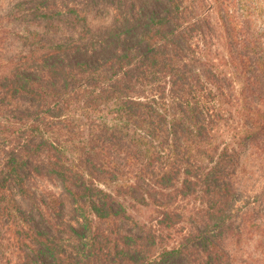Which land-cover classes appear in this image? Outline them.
<instances>
[{"label": "rangeland", "instance_id": "1", "mask_svg": "<svg viewBox=\"0 0 264 264\" xmlns=\"http://www.w3.org/2000/svg\"><path fill=\"white\" fill-rule=\"evenodd\" d=\"M15 1L0 0V65L10 54L15 55L23 45L25 47L21 35L26 34V23L13 18L9 12ZM180 1L183 6L181 18L179 22L168 25V29L178 32L173 41L179 45L173 57L175 73L171 69L172 63L159 54V62L153 63L151 72L132 76L135 82L128 76L120 78L127 82L124 84L126 87L120 88L123 94L153 102L166 115L169 132L162 137L164 140L161 143L169 153L155 154L154 148L144 150L147 145L138 146L137 141H133L135 128L132 125H125L127 128L122 141L112 138L109 129L114 126L106 128L103 118L110 119L107 110L115 108L110 103L112 99H104L106 93L101 97L92 94V101H87L84 109L70 106L62 112L65 114L63 117H45L63 121V125L57 126L65 134L86 140V143L90 140L96 148L91 150L86 146V152L97 163L100 159L113 160L119 162L121 167L71 168L72 171L81 170L89 178H94L103 189L118 191L120 195L129 191L128 184L137 183L143 188H155L159 192L156 197L160 200V190L168 191L170 195L167 198L173 200L172 207L175 206L177 211V216L171 220L173 225L165 227L159 222L160 208L147 197L149 206H139L135 218L116 216L112 220H99V230L105 234H119L116 239L118 246L134 251L125 249L128 253H123L107 247L100 254L93 255L87 264H135L141 248L138 242H143L146 253L152 257L164 248L174 246L189 231L192 235L210 231L213 228L211 215L201 191L203 182L200 176L214 169L210 178L216 175L217 170L226 171V179H222V182L230 185L226 225L218 236L228 254L224 264H264V94L256 89L254 75L257 73L256 67L260 66L259 71L264 76V0ZM51 2L54 7L48 8L49 15L46 18L40 15L36 19L39 20L36 21L37 26L35 22L28 25L36 29L38 35H50L51 40L71 36L77 45L65 52L66 61L73 64L87 62L96 67L102 65L107 75L115 70L113 65H109L113 56L127 49H132L134 55L149 50L141 38L148 20L152 14L164 16L170 8L169 0ZM73 8L87 13L86 17H77ZM48 21L59 24L57 34L47 26L40 28V24ZM83 28L86 30L81 34ZM53 60L64 61L59 55L48 62ZM26 73L35 77L33 71ZM116 78L119 80V77ZM22 102L20 104L26 100ZM190 106L188 113L192 115V120L189 126L193 127L192 131L185 127L183 129L179 124L180 131L173 134L172 122L183 118ZM198 107L204 111L202 116L197 115ZM1 108L6 115L0 118V122L5 118L11 119L8 116L10 109L7 110L4 104ZM6 134H10V130ZM107 151L111 152L110 159L104 155ZM218 161L224 163L226 168L223 164H217ZM41 167L32 168L30 177L26 178V185L35 196L36 203L25 199L12 180H7L5 185L7 197L15 200L23 210L25 224L55 236L65 255L76 259L83 250L81 212L77 210L75 200L62 180L48 173L47 168H43L46 166ZM108 169L115 171V177L106 176L109 175ZM35 171L45 174L37 175ZM164 173H168L166 181L161 180ZM185 178L193 181L182 184ZM213 182L218 184L220 181L213 179ZM181 189L182 194L186 191L188 194H178ZM253 196L259 197L251 201ZM50 199V204H47ZM141 225L146 229L150 225L157 226L160 236L155 242L147 234L140 240L139 226L144 227ZM7 229L9 227L5 223H0V236H4L5 244L4 250L0 247V264H8L10 260L13 264L20 252L16 247H8L10 235ZM197 237L193 236L190 242H199ZM10 243L13 241L10 240ZM21 251L22 254L27 253L32 261L38 259L41 264H49L52 260L48 251L34 252L28 247ZM161 264L190 263L179 255Z\"/></svg>", "mask_w": 264, "mask_h": 264}, {"label": "trees", "instance_id": "2", "mask_svg": "<svg viewBox=\"0 0 264 264\" xmlns=\"http://www.w3.org/2000/svg\"><path fill=\"white\" fill-rule=\"evenodd\" d=\"M51 1L16 0L14 2L9 12L13 18L22 19L26 23V34L21 35L25 41V47L23 45L15 55L10 54L0 65V118L6 115L2 112L3 104L7 110L10 109L8 116L11 118H5L0 122V223H5L9 227L7 229L10 235L8 247L13 246L20 250L18 258L13 261V264H41L38 259L32 261L27 253L22 254L21 250L24 247H28L34 252L48 251L52 258L49 264H81L83 262L87 264L93 255L100 254L107 247V249L113 248L116 251L121 250L123 253L134 251H128L129 248H120L118 240H116L119 234L103 233L101 229L99 230L100 225H97V222L112 220L116 216L135 218L138 207L149 206V200L160 208L159 222L161 225L172 226L171 220L177 216L175 206L172 207L173 200L167 198L170 195L168 191L160 190L162 197L160 200L156 197L159 192L155 188H143L137 183L128 184L129 191L120 195L118 191L111 192L103 189L94 178H89L85 172L72 171L71 168L121 167L119 162L116 163L113 160L100 159V162L97 163L93 156L86 152V146L91 150L96 148L94 144L90 143V140L86 143V140L75 138L68 133L65 134L63 129L57 126L63 125V121H53L45 117L47 115L63 117L65 114L62 112L68 110L70 106H81L84 109L85 103L92 101V94L101 97V94L106 93L104 99H112L110 103L115 109L107 110L111 115L110 119L102 118L106 128L109 129L110 125L114 126L109 129L112 138L122 141L121 137L123 138L127 128L125 125H132L135 128L132 134L135 139L133 141H137L138 146L147 145L144 150L154 148L155 154L169 153L161 143L164 140L162 137H165L169 132V129L166 128V115H163L153 102L142 101L123 94L120 88L126 87L124 84L127 82L120 78L128 76L133 81L132 78L135 79L132 77L133 75L137 74L138 76L151 72L150 68L153 67V63L159 62L157 60L159 54L163 59L172 63L171 69L175 73L176 66L173 57L179 45L173 41L178 32L175 29H168V25L171 22H179L183 10L181 1L169 0L170 8L166 10L164 16L157 14L150 16L141 35L149 50L140 51L134 55L132 49H127L109 60V65L115 67L113 75L104 73L102 65L96 67L87 62L68 63L64 58L65 52L77 45L71 36L66 37L68 40L60 37L51 40L50 35H38L37 30L28 25L30 22H35L37 26L39 24L36 21L39 20L36 19L40 18V15L45 18L49 15L48 8L54 7ZM73 10L79 18H85L87 15V13H80L76 8ZM58 25V23L48 21L45 24L44 22L40 24V28L47 26L51 32L57 34L59 32ZM87 27H91V25ZM85 30L86 28H83L81 34L85 33ZM57 55L61 56L64 61L48 62L49 59ZM262 63L264 64L263 57ZM259 67H256L257 73L254 74L255 87L264 94V76L259 71ZM28 71H33L35 77L29 76L26 73ZM116 77H119V80ZM22 100H26L24 103L26 108H24V104H20L23 103ZM186 111L183 118L172 122L174 133H170L175 134L180 131L179 124H182L183 129L192 131L193 127L189 126L192 115L188 113L191 111V106ZM14 112L17 113L14 115ZM203 114L202 108L198 107L197 115L202 116ZM9 130L10 134H6V131ZM104 155L108 158L111 152L107 151ZM34 157H37L36 160ZM150 162L152 161L150 160ZM217 164L226 166L221 161H218ZM41 166H46L43 168H47V172L49 171L51 175L58 176L72 194L77 210L81 212L83 219L82 252L87 255L83 256L82 252H79V257L76 259L66 256L62 246L55 241V236L25 224L22 218L23 210L18 207L15 200L7 197L5 185L7 180H12L25 199L36 203L35 196L26 185V178L30 177L29 172L32 168H42ZM211 172H215V169L205 172L200 178L203 182L201 191L206 197V205L208 213L210 211L213 228L197 235H192V232L189 231L174 246L166 247L158 255L152 257L146 253L143 242H138L137 245L141 248H139V256L136 258L138 260L134 262L135 264H161L165 263L167 259L170 260L179 255L185 257L190 264H224L228 259V254L221 246L218 236L226 225V207L230 185L226 181L222 182V179H226L224 178L226 171L217 170L213 178H210ZM35 173L37 175L45 174L36 171ZM115 175V171L111 170L106 176L115 177ZM167 176L168 173L162 174L161 180L166 181ZM213 179H218L221 183L215 184ZM190 181L193 180L185 178L182 184H190ZM184 186L186 187V185ZM182 192L183 189L178 194L181 195ZM186 194H188L187 191L182 196ZM258 197L253 196L251 201ZM50 202L51 199L47 204ZM3 218L5 222H3ZM161 225L158 224L159 227ZM156 227L150 225L146 229L145 226L143 228L139 226L140 240L148 235L155 242L157 236H160ZM193 236H198L199 242L196 243V240L191 243ZM3 239L4 236H0L2 250L5 247ZM10 240L13 243H10ZM135 250L138 251V248ZM8 264H12V260L8 261Z\"/></svg>", "mask_w": 264, "mask_h": 264}]
</instances>
